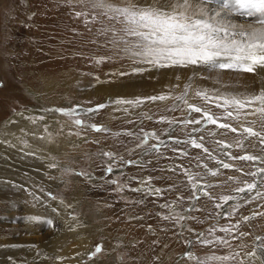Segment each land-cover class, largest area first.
Returning a JSON list of instances; mask_svg holds the SVG:
<instances>
[{"label": "rangeland", "instance_id": "obj_1", "mask_svg": "<svg viewBox=\"0 0 264 264\" xmlns=\"http://www.w3.org/2000/svg\"><path fill=\"white\" fill-rule=\"evenodd\" d=\"M110 2L123 7L127 5L128 0H110ZM148 2L151 3V0ZM78 12L84 13V15L77 16ZM93 16L97 17L95 21L92 20ZM123 28V24L116 20H110L107 16L100 15L97 10L92 9L87 0H0V120H6L12 115L30 110L32 107H40L34 101L35 94L30 92V90H34V92L36 90L34 83L38 80L40 69L45 72L49 69L47 67H57L63 63L64 67L59 72L60 74L63 70L74 73L87 70L88 72H100L99 64L101 62L108 63L115 58L121 59L126 65L132 64L127 63L128 59L137 64L148 63L150 58L146 59L130 54L128 49L132 48L131 43L136 40V37L125 35ZM113 30L115 35H113ZM91 67L93 68L91 69ZM196 68L195 73L198 76L208 72L205 67L197 66ZM221 71L228 72L229 70H212L214 73ZM206 77L204 82H215L218 86L221 85V81L218 83L219 81L213 75ZM229 77L230 80L228 78L224 84L222 82V87L239 88L242 86L240 80L245 75L243 72L235 71ZM225 82L227 83L225 84ZM185 90V93L180 94L182 99H176V102L182 101L183 97L188 96V91ZM76 95L78 96V100H74L76 102L68 100L66 107H56L54 110H58L57 114L63 115L60 110L70 112L75 109L71 115L63 116L74 125H76L74 121L80 119L82 124L76 126L90 128L89 130L97 136L100 131H94L92 125H87L90 123L88 118L94 111L108 106L107 102L94 99L95 92L82 86ZM228 95L241 98L245 96L239 93ZM71 97L73 94L68 99ZM99 105H104V107L100 108ZM193 106L216 114L221 118L219 120L221 123L227 122L233 126H239L236 121L223 119L224 108L219 110V108L204 107L198 103ZM166 111L169 114L167 115V125L162 134L157 132L159 127L153 122L159 119L161 110H156L150 116L139 113L133 118L131 127L125 132L124 130H115L117 134L122 132V134L135 135L133 136L131 158L122 159L120 147L116 148L109 144L108 140L101 139L97 149L92 146H83L77 149V154L80 155V159L77 160L78 165L70 168L71 171L63 172L62 175L70 180L74 178L80 186H83L82 190L94 198L103 197L108 193L122 201H128L132 210L122 217L126 220L123 221L126 227H131L136 231L135 223L145 217V222L142 225L143 233L158 236V238L161 235L163 237L172 235L169 242L168 240L164 241L165 239L161 242L164 241L163 245L167 247L166 250H169L168 254H171V249L174 252L178 251L176 258L174 261L172 260L174 263H179L181 260L183 264H193V261L185 257L186 252H191L200 258L213 253L221 256L239 253V263L243 260L245 264L246 253L252 251L254 245L261 243L256 237L264 238V215H259V213H264V189H261V196L255 200L250 199V196H255V190L249 194L241 193L238 189L246 187L248 183L260 180V176H252L250 173L255 172L257 168H264V162L241 161L229 157L244 154L264 157V145L258 138L251 137L244 141V148L236 146L239 133H232L226 129L205 124L202 115L190 113L188 106L173 107ZM246 111H250V109ZM193 117L199 119L201 123H189L185 126L184 120H191ZM106 119L105 116H102L94 123L102 125L107 123ZM242 121L244 123L256 121L255 130L264 131L260 128L257 116L242 117ZM96 127L102 130L101 126L96 125ZM142 127L143 129H141ZM150 134H154L153 137ZM146 136L147 142L145 143ZM191 139L202 144L203 148L208 149L215 159L210 158L203 149H196L191 144L185 143ZM217 141L221 143L218 144ZM221 144H228L230 147L222 148ZM110 152L113 153L111 158L103 155V153ZM225 152L228 155H224ZM93 155H98L101 161L99 165H96L100 166L98 173H93L90 166V162L94 160L91 158ZM217 161L229 163L233 167L224 169ZM142 167L146 169L142 176L118 177L128 168L137 171ZM109 168L111 171H108ZM211 171H216L218 175L211 176L209 174ZM75 173H82V175H75ZM260 175L264 176V173ZM142 177H145L143 185L140 183ZM93 179L104 180L106 189L96 192L97 190L91 183L94 181ZM140 186L144 190L139 191ZM73 187L74 195H76L77 187ZM156 189H159L158 193L155 191ZM205 192L209 195H205ZM53 196L51 194L50 197ZM224 197H230L227 203H225ZM155 198L161 199L156 201ZM142 204H146L145 208H142V213L140 214L138 210L134 213L133 209ZM164 205L167 207H162ZM237 205L239 206L238 210L234 211V206ZM77 211L79 210H73L72 214L67 215V220L81 223V211ZM229 213L232 215L230 216ZM253 213H257L253 219L243 220V217L252 216ZM164 217H168V219H164ZM133 218L134 220H131ZM52 223L54 232L58 234L63 232L57 218ZM233 225H239V227L233 228ZM10 226L14 227V224L10 223ZM221 228L232 229L231 234L220 231ZM242 233H247V235H241ZM7 235L10 234L6 233V237H8ZM217 238L228 239L229 245L216 244L213 246L209 244L204 246L198 243L199 240L212 241ZM67 239L70 242L69 245L72 246L73 238L68 236ZM97 246L102 248V243L97 241L89 259L97 257L101 253L93 256ZM116 248L114 257L118 264H123L125 253L119 249L118 245ZM158 249L160 250V246ZM156 256L157 254H154L153 258L155 259Z\"/></svg>", "mask_w": 264, "mask_h": 264}, {"label": "bare ground", "instance_id": "obj_2", "mask_svg": "<svg viewBox=\"0 0 264 264\" xmlns=\"http://www.w3.org/2000/svg\"><path fill=\"white\" fill-rule=\"evenodd\" d=\"M211 6H214V0ZM127 63L132 64L126 65L119 58L108 63L101 62L100 72L87 70L74 73L63 70L60 74L64 67L63 63L57 67H47L49 69L45 71L46 73L40 69L42 73L38 74V80L34 83L38 91L30 90L35 94L34 101L40 107L10 114L12 115L10 118L0 120V264H118L114 257L116 245L125 253L123 264H183L181 260L179 263L172 262L178 251L174 252L171 249V254H168L169 250L163 245L164 241L169 242L172 239V235L164 237L161 235L158 238L143 233L145 217L135 223L136 231L123 224L125 220L122 218L123 215L132 210L128 201H122L108 193L100 198L89 196L90 194L87 195L82 190L83 186L74 178L70 180L62 174L66 169L70 170L78 165L80 155L77 154V149L83 146L97 149L101 139L108 140L107 142L116 148L120 147L122 159L131 158L135 135L122 132L117 134L115 130L125 132L139 113L150 116L156 110H161L159 119L153 122L159 127L157 132L162 134L167 125L169 114L167 109L187 107L196 103L215 108L217 103L222 104V100L218 98L231 97L228 94L239 93L245 96L258 94L264 88V72L260 75L243 73L245 77L240 80L242 86L237 88L221 86L222 82L224 84L228 78L230 80L229 76L235 71L214 73L208 70L207 73L198 76L195 73L197 66L192 65L158 67L150 62L137 64L130 59ZM53 67L56 68L51 69ZM208 75H213L218 83L221 81V85L204 82ZM80 86L92 89L96 95L94 99L105 100L108 104L105 108L92 111L89 118L87 116L90 122L87 125L101 126L102 130L97 136L89 130L90 128H80L65 116L57 114L58 110H54L56 107H66L68 100L76 102L74 100H78L76 94ZM185 89L188 96L176 102L177 97L185 93ZM197 92H206L209 99H202L196 95ZM72 94L73 97L68 99ZM158 96H165L166 99H150ZM117 100L133 103L117 104L115 103ZM102 116L107 118V123L95 124L94 122ZM91 158L94 159L90 162L92 172L98 173L100 166L96 165L101 161L98 155ZM145 171L143 167L137 171L128 168L118 177L125 175L139 177ZM140 181L143 185L145 177ZM91 183L96 192L106 189L104 180H94ZM73 186L77 187L76 195ZM142 190L144 188L140 186L139 191ZM51 194L54 196L50 197ZM160 199L155 198L156 201ZM145 205H139L133 212L138 210L141 214ZM73 210L81 211V223L67 220V215L72 214ZM56 218L63 231L59 234L53 231L52 222ZM48 221H51V224L47 223ZM6 222L13 223L14 227L10 226V223L6 225ZM6 233L10 235L6 237ZM68 236L73 238L72 246L69 245ZM163 239L165 240L161 242ZM97 241L102 243V251L97 257L89 259ZM154 254H157L155 259ZM238 258L237 256L229 264H240ZM245 262L258 264L249 261L248 258Z\"/></svg>", "mask_w": 264, "mask_h": 264}, {"label": "snow or ice", "instance_id": "obj_3", "mask_svg": "<svg viewBox=\"0 0 264 264\" xmlns=\"http://www.w3.org/2000/svg\"><path fill=\"white\" fill-rule=\"evenodd\" d=\"M88 5L99 12L100 15L107 16L110 20H116L124 25L125 35L136 37L132 43V48L128 49L132 56H139L149 59V62L158 67H187L202 66L211 70H230L243 73H252L260 75L264 72V0H214V6H211L213 0H128L126 6H117L110 0H87ZM77 16L84 15L78 12ZM96 16L92 20H96ZM88 22L87 20L85 21ZM113 35L115 31L113 30ZM122 39V38H121ZM197 96L202 99H209L206 92H197ZM152 100H164L165 96L150 97ZM182 99V97H177ZM222 100L217 103V108H224L223 119L232 120L238 123L233 126L227 122H219L221 119L210 111H204L200 107L188 105L190 113H200L205 124H211L219 129H226L232 133H239V139L236 146L244 148V141L251 137H256L264 145V131H257L254 128L256 121L244 123L242 117L257 116L260 122V128L264 129V88L258 94H252L244 97L222 96ZM117 104L133 103L132 101L117 100ZM187 103V101H185ZM102 108L104 105H99ZM250 111H246L249 110ZM63 115H71L75 112L60 110ZM76 125H81L82 121L76 119ZM169 123H172L169 121ZM200 124L201 121L193 117L191 120L185 119L184 124ZM94 131H101L95 125L91 126ZM154 135V134H150ZM147 142V136L145 137ZM185 143L191 144L193 148L203 149L209 157L215 159L208 149L195 139L187 140ZM218 144L221 142L217 141ZM222 148H228L230 145L221 144ZM103 155L112 157L111 153ZM224 155H228L227 152ZM230 159H239L241 161H260L264 162V157H258L251 154L240 156H231ZM224 169L233 167L229 163L217 161ZM55 167V165H51ZM66 172L70 171L68 169ZM111 171V168L108 169ZM264 168H257L252 176H260L258 182L248 183L246 187L239 188L241 193L251 194L255 190V196L250 199L255 200L261 196V189H264ZM211 176H217L216 171L209 173ZM82 175V173H75ZM191 179V177H190ZM232 179V177H229ZM211 187V185H208ZM157 193L159 189L155 190ZM205 195H209L207 192ZM196 195L195 193L193 194ZM199 198L198 196L196 197ZM35 199H39L35 197ZM225 203L230 197L223 198ZM162 207H167L164 205ZM238 205L234 206V211L238 210ZM55 211V209H53ZM231 216L232 214L229 213ZM257 213L252 216L243 217L244 221L253 219ZM264 215V213H259ZM168 219V217H164ZM183 219V217H181ZM47 223L51 224V221ZM238 228L239 225H233ZM226 234H231L232 229L221 228ZM241 235H247L242 233ZM261 243L254 245L253 250L246 253L249 261L264 264V238L256 237ZM191 243V242H189ZM198 243L207 246L222 244L229 245L227 239H214L212 241L199 240ZM102 251L100 246L95 248L93 256ZM239 253L229 255H215L214 253L203 258L194 256L191 252H186L185 257L194 261L195 264H229L235 260ZM240 264H244L241 260Z\"/></svg>", "mask_w": 264, "mask_h": 264}]
</instances>
